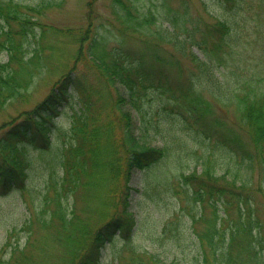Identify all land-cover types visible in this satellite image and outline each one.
I'll use <instances>...</instances> for the list:
<instances>
[{"label": "trees", "instance_id": "16d2710c", "mask_svg": "<svg viewBox=\"0 0 264 264\" xmlns=\"http://www.w3.org/2000/svg\"><path fill=\"white\" fill-rule=\"evenodd\" d=\"M111 1L115 21L113 27L103 23L109 30L101 33L96 23L77 32L56 28L34 19L36 15L25 11L22 3L0 0V54L8 58L0 59V108L19 100L20 90L28 91L35 80L50 83V91L34 110L1 127L8 126L0 135V194L27 189L30 170L42 158L32 152L40 156L52 152L59 169L46 179L41 208L24 222L29 243L14 245L7 258L0 247V264H103L101 250L118 232L124 236L125 249L135 253L130 236L134 226L127 210L129 182L134 169H146L166 155V146L147 143L153 133L160 135L163 121L179 124L200 142L217 137L218 146L247 169L246 173L238 169L227 181V174H217L206 157L202 172L181 176L182 185L192 188L194 200L206 201L212 208L209 215H201L206 225L198 231L200 264H264V220L245 189L256 164L264 162V79H243L231 69L234 79L224 84L214 70V64L230 68L231 59L243 65L242 52L237 51L243 45L240 20L250 14L262 19L264 0H211L219 11L214 15L211 4L205 10L215 21L200 14L190 24L184 21L183 10L173 12L170 0ZM254 1L261 10L256 11ZM153 5L158 10L163 6L160 16ZM38 6L28 8L35 11ZM158 19L168 25L153 27L152 20ZM131 33L145 35L144 51L125 46ZM66 35L80 44L67 56L60 51L66 49ZM112 38L119 44L108 48ZM165 44H173L182 58ZM186 59L198 64L199 70L185 67ZM70 86L79 92V106L69 102L73 112L58 144L53 137L60 131L57 107L73 93ZM156 96L166 101L158 102ZM211 98L226 108L235 105L247 139L228 125L225 131L219 129L226 123L216 117ZM121 201L126 202L123 211ZM35 230L44 235L38 237ZM148 255L149 259L130 257L126 264H169L157 254Z\"/></svg>", "mask_w": 264, "mask_h": 264}, {"label": "rangeland", "instance_id": "374dc122", "mask_svg": "<svg viewBox=\"0 0 264 264\" xmlns=\"http://www.w3.org/2000/svg\"><path fill=\"white\" fill-rule=\"evenodd\" d=\"M5 1L22 3L24 5L23 9L26 8L24 9L25 11L28 13L33 12L36 15L34 19H38L39 22L52 25L56 28L67 29V31L73 28L77 32V29H86L89 23H96V26L101 27V33H104L109 28H106L103 23L107 21L109 26L113 27L111 21H115V16L113 15L115 14V10L111 0ZM159 2L161 4L166 3L165 0H159ZM181 2L182 0H170V6L172 7L170 8L173 12L183 10L182 16H184L185 22L187 20V24L196 22L200 14H203L207 21L214 22L215 18L213 15H210L205 10V7L207 9L210 8L209 4L213 8L210 9L214 15L219 11L218 5L214 2L212 3L211 0H183V4ZM252 3L257 8L256 11L261 10L259 2L254 1ZM28 6L31 8L38 6V8L34 11L28 8ZM154 9H156L159 16L161 15L160 10H164L163 6L158 10L157 5L154 6ZM262 12L264 14V10ZM171 13L170 11L169 13H165V15ZM96 15H99V17L93 21L92 17L95 18ZM261 17L262 19H256L252 14L247 17H241L240 30L243 29V31L240 33L239 39L243 41V45L237 51L241 50L242 52L243 65L237 66L235 65V59H231L229 62L230 68L217 64L219 66L218 70L216 64H214V70L217 73L219 71L224 84L231 83L234 79L231 69H236L234 71L241 73L243 79H264V15ZM151 23L153 27L161 24L168 25L162 19L152 20ZM129 35L126 36L127 43L125 46L130 50L144 51L143 49L147 44L145 35H134V33ZM80 37H82L81 33ZM65 39L67 51H65L66 49L60 51L62 55L67 56L66 52L76 50L80 44L73 41L69 35H66ZM117 44L119 43H116L115 39L112 38L109 39L107 47H113ZM165 45L168 51L171 53L175 52L178 55L173 44ZM193 50L201 58L205 59L204 54L197 47H194ZM178 56L182 58V56ZM0 59L3 62L7 61V54L1 53ZM184 65L190 70H199V67H196L198 64L189 59L184 61ZM174 72L175 70L172 69L171 73ZM44 75L45 73L39 77H43ZM44 79L35 80L28 91L21 89L18 96L19 100L16 98L14 103L7 102V105L0 108V135L8 128V126L4 129L1 128L5 123H8L24 111L34 110L37 104L46 97L50 91V83L47 79ZM50 82L52 83V78ZM156 99L158 102L162 100L166 101V99H161L157 96ZM211 100L216 117L220 122L226 123L223 127H219V129L222 128L225 131L228 125L240 132L242 140L243 138L247 139V131L240 128L241 124L237 120L235 105L230 104L231 106L226 108L222 103L214 101L213 98ZM70 112V106H66L59 117L60 131L56 130L55 135H53L58 144L64 138L63 136L57 138L59 137V133H62L64 128L69 127ZM152 119L157 121L156 117ZM160 126L163 127L162 131L159 130L160 135L153 133L148 137L147 143L155 146H166V155L163 159L146 169H136L130 181L134 188L131 190L129 198L131 204L128 205L127 210L129 213L128 217L132 218L134 226L130 233L131 242L137 251L133 253L130 249L126 250L124 236L120 234V236H117L116 242L113 244L108 242L105 245L101 259L103 264H126L130 257L136 255L149 259L148 253L159 255L163 261L165 260L169 264H200L201 241L198 231L202 230L206 225L201 215H209L212 212V208L210 203H206V201L204 203L194 200L192 188L182 185L183 178L181 176L183 173L189 174L197 170L198 172H202L206 168L204 164L206 157H210L209 160L214 165L213 167L217 174H227L225 178L227 181L232 180V176H235L234 173L238 172L241 168L240 159L227 149L218 146L217 137L200 142L195 138L194 133L183 131L179 124L173 123L168 125L163 121L160 123ZM32 156L42 158L30 170L27 189L24 192L16 191L5 195L0 194V247L2 250L0 251L4 253L6 258L9 257L14 245L23 246L24 243H29L28 238L31 235L22 229L24 222L41 208V196H43L46 179L50 171L53 169L59 170L54 165L56 160L52 152H47L43 156H40L38 152H32ZM262 164H256L250 178L246 180L245 184L247 186L245 189L252 193V201L255 202V207L258 208L257 213L264 220V162ZM241 169L243 172H247L244 165ZM125 199L123 198V200ZM123 202L126 205L125 201H121V204H118L119 211H123ZM219 206H222L221 203H219ZM223 212V209H221L220 214L222 215ZM10 231L12 232L11 236ZM35 232L38 233V230H35ZM42 234L44 235L43 232H39L37 235L40 237L39 235ZM33 239H36L35 233H33ZM51 247H54V244H51ZM121 248L123 250L118 254Z\"/></svg>", "mask_w": 264, "mask_h": 264}]
</instances>
